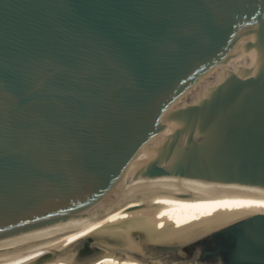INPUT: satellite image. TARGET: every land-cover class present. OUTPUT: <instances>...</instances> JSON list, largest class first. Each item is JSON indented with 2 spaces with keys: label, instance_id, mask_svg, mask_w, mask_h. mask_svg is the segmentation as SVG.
Here are the masks:
<instances>
[{
  "label": "water",
  "instance_id": "1",
  "mask_svg": "<svg viewBox=\"0 0 264 264\" xmlns=\"http://www.w3.org/2000/svg\"><path fill=\"white\" fill-rule=\"evenodd\" d=\"M264 0H0V264L100 249L264 264Z\"/></svg>",
  "mask_w": 264,
  "mask_h": 264
},
{
  "label": "bare ground",
  "instance_id": "2",
  "mask_svg": "<svg viewBox=\"0 0 264 264\" xmlns=\"http://www.w3.org/2000/svg\"><path fill=\"white\" fill-rule=\"evenodd\" d=\"M264 206V192L233 188L223 191L213 199L201 221L226 217L249 207ZM150 256L118 249H100L90 255L71 258L27 256L4 264H162L150 261Z\"/></svg>",
  "mask_w": 264,
  "mask_h": 264
}]
</instances>
